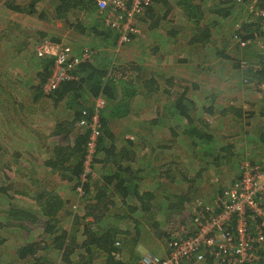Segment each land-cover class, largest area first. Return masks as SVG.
I'll use <instances>...</instances> for the list:
<instances>
[{"label": "trees", "instance_id": "1", "mask_svg": "<svg viewBox=\"0 0 264 264\" xmlns=\"http://www.w3.org/2000/svg\"><path fill=\"white\" fill-rule=\"evenodd\" d=\"M160 4L166 9L161 15L162 18L160 16L155 18V11L161 6ZM177 5L185 14L189 26L187 28L194 31L188 46L196 44L200 50L199 66L209 62L211 57L209 52L213 51L211 45L217 40L221 27L225 26L236 12L247 13V17L251 18L250 22H242L240 29L236 31L241 40H254L259 36V20L256 12L261 5V0H177ZM5 7L13 13L36 17L37 22L53 24L59 21L70 32L84 39L87 38L90 44L98 40L103 49L118 52L123 46H118V35L104 25L94 0H19L17 3L9 0L5 3ZM236 8L242 10L237 11ZM169 11H172V7L167 0H153V5L146 10L141 19L146 18V22L150 21L151 28H155ZM12 24L17 29V24L13 22ZM170 33L176 35L178 32ZM46 35L48 34L43 31L39 34L44 40ZM154 35V33L151 34V36ZM238 36L236 35L237 38ZM166 37L170 38L166 43H174L171 40L172 37ZM132 38L136 39L138 36ZM52 39L48 40L56 41L55 38ZM14 41L16 44H11V47L15 54H21L25 49L33 53L32 56H28V61L32 68L30 71L35 73L36 84H32L31 79L22 81L24 99H31L32 103H38L41 106L44 104V99H49L52 102V112L61 110V106L64 110L61 116H54L55 118L47 113L44 114L45 121L50 124L49 136L60 138V140L46 142L40 139L41 148L44 154L48 155L47 158L41 159L42 163L49 172L58 176L59 179L55 185L64 181L68 194L72 192L79 194L80 197L78 195L79 200L75 201L72 209L69 197L65 199L64 193L63 195L57 193L55 186L42 188L36 196H24L28 194H20L17 191L16 195L23 196V199L28 201L31 200L30 203L33 202L30 205H35V208L31 209L16 200L15 195L11 196L8 192L10 185L1 186L0 201L3 200L4 209L0 210V260L8 252L14 259L12 263L15 264H139L138 261L145 255L142 256L136 250L141 241L150 238L153 239L152 242H157L166 238L168 242V238H171L181 226L188 227L191 230L188 232L190 234L197 232L198 223L201 220L200 216L193 213V207L200 202V200L196 201L195 196L199 191L197 184L202 182L211 169L217 175L227 172V169L230 172L239 169L240 174V157L237 156L239 151L236 152L235 145L229 141L224 143L220 136L214 134L215 131L208 121L201 118L204 112L210 115L212 111L208 110L205 102L199 105L196 98L191 97L193 94L200 93L199 86L196 81H193L195 78L189 77V82L184 85V80L179 77H168L164 82V80L158 81V78L150 77V74L145 83L138 82L140 77H136L133 82L132 79L128 80L129 76L124 75L119 68L123 72L121 73L117 66L97 67L92 60V62L80 64L74 70L75 80L63 82L55 91L46 95L43 86L50 74L52 58L36 57L37 45H32L33 43ZM40 41L43 42L42 39H39ZM131 43L127 45L130 46ZM237 46L239 47V43ZM208 49L209 52H207ZM222 49L218 47L215 50L216 54H211L217 59L219 68L231 64L235 71L241 69V72L249 77V83H255V90L262 93L264 100V64L251 63V60L242 59L244 54L236 56L237 58L233 61L229 54L232 46L229 50L226 47ZM82 50L83 47H80L77 52L72 49L74 53H81ZM162 51V48L154 45L150 53L161 55ZM236 54L239 55L237 48ZM132 58L134 64L131 66L136 70L140 62L133 55ZM256 58L264 60V50L258 48ZM242 62H247L248 67L255 65L259 69H244L241 67ZM181 63L182 67L187 66L186 62ZM149 67L152 65L148 64L145 68ZM204 69L208 72L210 70L209 67ZM29 75L31 76V73ZM156 81L164 87L161 89L156 87ZM145 84L146 89L142 91L140 85L145 87ZM10 89L13 92L16 90L13 85L7 83L5 78L0 77L1 122L5 120L3 114H9L10 111L12 113L9 115L17 116L15 107L19 108L24 116L29 115L23 99L16 101L13 96L14 101H11L12 98L8 93ZM144 92L147 94L148 108L154 111V117L151 119L152 115L148 116L142 112L139 102L135 105L137 97L144 96ZM208 96L206 94L201 99H207ZM97 98H102L106 103L105 109L99 113L100 136L96 154L91 158L90 173L82 178L90 130L88 127L79 126V121L83 111L87 112V119L90 118ZM91 100H94L93 104H88L87 102ZM198 106L202 109H198ZM211 108L213 109V105ZM235 109L226 108L220 114L222 116L232 112L235 114L237 112ZM134 110L137 111L136 114ZM234 116L240 118L242 114L238 111V114ZM120 121L143 125L150 132L149 136H152L156 130L165 132L164 129H166L170 141L186 139L190 156L197 161L199 168L195 169V166L179 168L171 174L170 161L165 165L162 163L157 165L155 163L157 159L154 156L152 160L155 162L148 158L149 163L154 164V167L149 163L147 165L145 163L144 167L141 166L143 159L146 161L145 157L155 154L157 148H149L153 140L143 151L139 146L136 147V141L146 138V133L144 137L141 136L139 129L117 136L116 123ZM8 130L13 136L18 133L16 126L8 127ZM132 133L135 134L134 137H130ZM253 141L264 142V134L259 140ZM5 147L1 145L0 151H5ZM140 152L142 155L139 157ZM23 155L22 153L17 155L15 152L10 156L14 161L20 162L19 160L24 158ZM94 165L100 167L96 173L99 175L98 179L93 171ZM155 172L160 175L157 181L158 188L164 186L163 190L160 189L157 192L147 190L143 186V183L152 179ZM239 174L236 172L235 179L239 177ZM211 175H213L212 172ZM173 181L178 192H167L166 187L173 184ZM183 185L186 186L185 189H182ZM225 187L215 189L216 193L220 194ZM203 208L197 207V210H204ZM208 213L204 211L202 215L207 216ZM214 213L217 211L214 210ZM35 229H40V232L35 234ZM163 229L166 232H163ZM7 233L17 235L19 233L20 244L14 248L11 246L8 248L7 238H5ZM200 254L205 264H228V260L222 263V257L211 254L209 248H202ZM259 256L258 262L254 264H264V245L260 249Z\"/></svg>", "mask_w": 264, "mask_h": 264}, {"label": "rangeland", "instance_id": "2", "mask_svg": "<svg viewBox=\"0 0 264 264\" xmlns=\"http://www.w3.org/2000/svg\"><path fill=\"white\" fill-rule=\"evenodd\" d=\"M7 1L9 0H0V74H2L0 77L5 78L9 85H13L15 87L16 90L14 92L11 91V89L8 92L10 93L9 97L12 98L11 101H14L13 96L16 101L23 99L27 107L26 112H28L29 115L26 114V116H24L22 111L15 107L18 117L15 114L9 115L12 113V111H10L9 114H3L5 120L2 122L0 121V146H6L5 151H0V187L10 185L8 192L11 194V196L15 195L16 200L20 201L27 207L34 209L35 205H30L33 203H30L31 200L28 201L23 199V196L21 197L20 195H16L17 191L20 194H28L24 196H36L37 192L42 188H54L55 186V191L57 193L61 195L64 193L65 199H68L69 197V202L72 203V209L75 205V201L79 200L80 197L79 194L78 197L77 194H73L72 192L68 194L67 185L63 183L64 181L55 185L58 182V176L52 172H49V169L45 168L42 163V160L47 158L48 155L44 154V151L41 148L40 139L45 140L46 142H57L60 140V138H52L49 136L50 124H47V121H45L46 118L44 117V114L47 113L50 117L55 118L56 116H61V113L64 110L61 106L60 109L62 111L57 110L52 112V102H50L49 99H44V104H42V106L38 105V103H32L31 99H24L22 94V81H30L31 79L32 84H36L34 77L35 73L30 71L32 68H30V63L28 61V56H32L33 53L31 50L27 52V49H25L21 54L17 55L11 47V44H16L14 40L26 44L33 43L32 45H38L41 43V41L39 42V39L44 40V38H40L39 36L40 32L42 31L43 33L48 34L46 35L45 39L53 40L52 38H55L54 40H56L51 41L54 45L50 48V50L47 51L46 55L44 56L46 58L55 57L57 49L60 45H67L75 52H77L80 47H85L91 51L92 56L96 53H102L99 58L97 57L98 54L93 56V58L96 57L98 62H100V65L97 64V67L105 65H112L111 67L117 66L118 70L120 68L124 72V75L127 74L129 76L128 80L132 79L133 82L135 81L136 77H140V81L138 82L145 83V81L148 80V76L150 74V77L154 78H158L159 75L162 76L163 74H165L167 77H179L184 80V85L189 82V77L195 78L196 80L194 79L193 81H196L202 85V87L199 89L200 93L191 95V97L196 98L198 104L201 100H203L201 99V94L213 92L208 96L209 98L207 99L209 103H211V100H213L214 115L220 113L222 108L225 109L233 107L236 108L235 111H237L235 114H238V111H240V114L243 116L240 118L235 117L234 112H232L225 115L224 117L221 115L220 120H218L217 118L213 119L214 115L210 116L204 112V116H201V118H205L206 121H208L210 127H212V129L215 131L214 134L216 133V136L221 135V137L226 139L225 142L229 141L230 143L234 144L236 152L241 147L242 150L244 149L247 151V154L245 155L246 157H242L240 162L247 161L260 163V161L264 158V144L261 146L262 151L260 153L258 145L252 143V139H250L251 136L253 138L256 137V133H253L252 131L254 128L264 129V100L262 93L259 90H255V83H249V81L246 80L247 76L245 73L241 72V69H238V71L241 72L242 77L237 73V71H235L234 68L231 67V64L229 66H220L221 68H219L217 59L211 55L213 53L216 54L215 50L218 47H220V49H225L226 47L229 50V48L232 46V49L229 50V54L232 56L231 58H233V61L235 58H237L236 56L244 54L242 59L251 60V63L255 62L259 64L258 62H261L264 64V60L256 58L258 54V47L253 39H249L250 44L248 46L241 48L240 45L239 47L237 46L238 42L234 38L236 35L238 36L236 31L240 29L241 23L244 21L250 22L249 20H251V18L247 17V13L244 14L243 12H236L233 17H231V20L227 21L225 26L221 27L217 40L213 45H211L213 50L212 53L209 52V49L207 50L212 58H209L208 63L199 66L198 64L201 63L199 62L201 60L200 50H198L196 44L194 46H188L189 40L191 39L192 33L194 31L191 30V28H187L189 27L188 22H186L185 14L182 12L181 8L178 7L177 0H167V2L172 7V11H169L168 15L163 20H161L155 28H151L150 21L146 22V18L141 19V16L137 20L141 36L133 39L132 42L134 44L131 43L130 46H120L121 49L119 51L117 50L118 52H114V50L112 51L105 48L103 49L100 46V42L98 40L90 44L87 38L84 39V37H80L77 34L70 32L65 28V25L59 21L54 22L53 24L42 21L37 22L36 17H27L25 15L13 13L10 10H7L5 7V3ZM10 1H14L16 3L19 2V0ZM240 8H236V10L239 11ZM165 9L166 7H163L162 5L159 6V8L155 11V18H158V16L162 18L161 15ZM241 10L242 9H240V11ZM12 22L17 24V29L12 24ZM218 29H220V27ZM171 31L178 33L176 35H171ZM153 33L155 35L151 36ZM166 36L172 37L171 40L172 42L174 41V43H165L166 40H170V38H167ZM146 41H153L157 47L162 48L163 51L161 52V55H151V48L146 45ZM222 42H224V45ZM236 48L239 55L236 54ZM111 53H113V55H111ZM132 55L140 62V66L135 65L136 70L133 69L135 67L131 66L134 64ZM152 57H156L157 60L152 61V59H154ZM92 60L95 59H91V62ZM181 62H186L187 66L183 65L182 67ZM148 64L152 65V67L145 68L148 66ZM208 67L210 69L209 72L205 71L206 69H204ZM122 71L120 72L123 73ZM28 72L31 73V76ZM138 82H136V84ZM140 87L143 91V89H146V84L145 87H142V85H140ZM144 94V96L139 95L137 97L135 105L139 102L138 104L140 105L142 112L145 113V115L148 114V116L152 115V117H150L151 119L154 117V111L148 108V99L146 97L147 94L146 92H144ZM5 98L6 96L4 99ZM139 100H141V102ZM93 102L94 100H91L87 103L93 104ZM88 104L85 105L88 106ZM134 112L135 114L137 113L136 110H134ZM248 119L251 122L250 127H248L245 131L248 137L250 136L248 141H243V144H240V142H231L237 138V134L244 131L242 128H246L244 125ZM39 125H41L40 128ZM12 126L17 127L18 133L15 136L11 135L8 130V127ZM116 126H118L115 130L117 136L130 133L134 129H139V134L143 137L146 133V138L136 141V147L139 146L141 151H143L145 147L147 148L149 142L153 140V142L149 144V148H157L156 153L145 157L146 161L143 159V164L141 163V166H143L145 163L147 165V163L150 162L148 158L153 161L152 159L154 156V158L157 160L156 162H153H155L157 165L159 163L165 165L170 161L172 165L170 168L171 174L175 173V171H177L179 168L186 169L193 166H195V169L199 168L197 161L190 156V151L186 147V139H172L173 141H170L166 129H164L165 132L156 130L155 133H152V136H149L148 134L150 132L146 130L143 125H133L132 123H125L124 121L116 123ZM79 129L81 128L79 127ZM134 135L135 134L132 133L130 137H134ZM147 135L150 137V139ZM153 136L155 138H152ZM7 149L9 153L6 152ZM161 149H163V151ZM148 151L149 150H147V152ZM15 152H17V155L19 153L24 154V158L19 160L20 162L14 161L10 156L12 153L15 154ZM161 154H163V156H160ZM138 155L140 157L142 152H140ZM241 155L243 154L241 153ZM149 164L153 167L155 166L152 163ZM99 168L100 167L98 165H94L93 167V171L95 177L97 176V179L99 175L96 173L99 171ZM218 170H221V168H218ZM211 172L213 175H211ZM233 172L234 171L230 172L227 169V172L217 175V173L211 169L209 171L210 174L207 173L202 182L197 184L199 191L195 194L196 201L200 200V202L204 204H210L212 206V200L215 197L214 195L217 194L215 189L223 188L230 184L232 180L236 178V172L239 174V169H236V171L234 173ZM159 176L160 175L155 172L152 179L149 180V182L147 181L143 183V186L147 190H155L156 192L160 191V189L163 190L164 186L162 188H158L157 181L159 180ZM175 187L176 185L173 181V184L171 183L166 187L168 189L167 192H178ZM185 188L186 186L183 185L182 189ZM65 193L67 194L65 195ZM158 195L161 197L160 194ZM3 204V200L2 202L0 201V210L4 209L2 206ZM39 230L40 229H35L34 233L36 234L40 232ZM162 231L166 232L164 229ZM190 231L191 230H189L188 227L181 226L174 235L176 236V234L179 233L180 236H182V234H186ZM18 235L15 233H7L5 235V238H7L6 245L8 248H10V246L11 248H14L20 244V234L18 233ZM152 240L153 239L147 238L146 240L141 241L136 247L137 252L141 253L142 256L146 253L157 254V256L164 255L167 252V246L165 245L167 239H160L157 242H152ZM11 256L12 255H10L8 252L4 254L0 260L1 264H15L12 263L14 259ZM203 262L204 260L201 255L199 259L197 258L196 264H205Z\"/></svg>", "mask_w": 264, "mask_h": 264}, {"label": "built area", "instance_id": "3", "mask_svg": "<svg viewBox=\"0 0 264 264\" xmlns=\"http://www.w3.org/2000/svg\"><path fill=\"white\" fill-rule=\"evenodd\" d=\"M94 1L104 25L118 35V46L131 43L133 36H141L137 20L153 5V0ZM256 15L259 20V36L254 42L264 50V0H261ZM234 38L241 48L250 44L249 40ZM53 45L50 40H43L35 48L36 56L43 58ZM53 58L50 74L43 86L46 95L55 91L63 82L75 80L74 70L80 64L90 62L92 53L88 48H83L81 53H74L71 47L60 45ZM247 65V62L241 63L244 69H259L255 65ZM105 104L102 98H97L89 119L86 111L81 113L79 126L90 130L82 178L90 173L91 158L96 154L100 136L99 113ZM239 167V177L215 196L212 206L197 202L193 207V213L201 217L197 232L173 235L165 243L168 249L165 255L147 253L139 264H196L202 248H209L211 254L222 257V263L225 260H228V264L258 262L260 249L264 245V158L260 163L240 162ZM197 207H204V210H197ZM204 211L209 212L207 216L202 215Z\"/></svg>", "mask_w": 264, "mask_h": 264}, {"label": "crops", "instance_id": "4", "mask_svg": "<svg viewBox=\"0 0 264 264\" xmlns=\"http://www.w3.org/2000/svg\"><path fill=\"white\" fill-rule=\"evenodd\" d=\"M166 40V39H165ZM167 41V40H166ZM166 43V42H165ZM146 45H148L150 48H152L155 44L153 43V41H146ZM98 55H97V57L99 58L100 57V53H97ZM152 58H154V59H152L153 61L154 60H157L156 59V57H152ZM93 59H95V60H93V63L94 64H98V65H100V62H98V60L96 59V57L95 58H93ZM111 66V65H110ZM237 73L239 74V75H241V77H242V74H241V72H239V71H237ZM168 79V77L167 76H165V74H163L162 76H158V81H163L164 80V82H165V80H167ZM246 80H248L249 81V77H247V79ZM158 81H156L155 83V85H156V87H158V88H163L164 86H163V84H160V82H158ZM196 84L199 86V89L202 87V85L200 84V83H198V82H196ZM211 93H213V92H210V93H208L207 92V95H210ZM202 95V97L203 96H205L206 95V93L205 94H201ZM194 98V97H193ZM195 99V98H194ZM202 102H205L206 103V105L208 106V110H211L212 111V113L210 114V116H213L214 115V112H213V109L211 108V106L213 105L214 106V103H213V100H211V103H209L208 102V99H203V100H201L200 102H199V104H202ZM217 107V106H216ZM198 109L200 108V110L202 109L200 106H198L197 107ZM230 108V107H229ZM224 108H222V110H223ZM226 109V108H225ZM221 110V111H222ZM211 111H209V113L211 112ZM220 111V112H221ZM223 117H224V115H223ZM243 117V116H242ZM214 118H217L218 120H220V118H221V114L220 113H218V114H215L214 116H213V119ZM250 125H251V122L249 121V119L246 121V123H245V125H244V127H246V128H242V129H244V131L243 132H240L239 134H237V138L234 140V141H231V142H240V144L242 143L243 144V141H248V139H249V137H248V135H247V133L245 132L246 131V129L248 128V127H250ZM253 131V133H256V137L255 138H253L252 136H251V138L250 139H252V143H254L255 145L257 144L258 145V149L260 150L259 152L261 153V151H262V149H261V146L263 145V143L264 142H262V141H260V142H262V144H260V142H255V141H253V140H259L260 139V136L261 135H263L264 134V129L263 128H254V130H252ZM220 135V134H219ZM225 136H226V134H225ZM227 137V136H226ZM220 138H222V141L224 142V143H226L225 141H226V139L225 138H223V137H221V135H220ZM228 138V137H227ZM228 140H229V138H228ZM228 142V141H227ZM260 144V145H259ZM239 151V153H237V156H239L240 157V159H242V157H246L245 155L247 154V151L246 150H242V147L238 150ZM244 151H245V153H244ZM241 153L243 154V155H241ZM264 155V154H263ZM236 171V169L234 170V172ZM232 172V171H231ZM233 172V173H234Z\"/></svg>", "mask_w": 264, "mask_h": 264}, {"label": "clouds", "instance_id": "5", "mask_svg": "<svg viewBox=\"0 0 264 264\" xmlns=\"http://www.w3.org/2000/svg\"><path fill=\"white\" fill-rule=\"evenodd\" d=\"M53 59H54V58H52V62H53ZM159 256H162V255H159Z\"/></svg>", "mask_w": 264, "mask_h": 264}]
</instances>
